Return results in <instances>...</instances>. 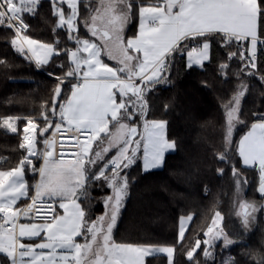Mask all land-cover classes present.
I'll list each match as a JSON object with an SVG mask.
<instances>
[{
	"label": "snow or ice",
	"instance_id": "snow-or-ice-1",
	"mask_svg": "<svg viewBox=\"0 0 264 264\" xmlns=\"http://www.w3.org/2000/svg\"><path fill=\"white\" fill-rule=\"evenodd\" d=\"M50 3L57 23L52 27L53 40L42 42L28 35L30 25L26 20V16L37 15L41 0H0V27L13 31L5 42L34 63L38 71L50 62L60 70L59 74L47 72L56 80L50 114L42 113V126L32 119L27 122L32 132L39 127L43 152L35 148L37 140L26 127L20 144L26 155L17 167L0 170V256L4 257L0 264H149L158 254L166 256L167 264H178V254L185 256L187 264H216L217 258L219 264H240L232 249L243 243L264 213V112L252 113L256 122L235 147L231 137L238 125L247 126L242 101L250 87L244 78L264 85V0ZM133 21L137 22V32L127 36L126 29ZM81 27L87 37L80 34ZM59 30L66 32L67 43L60 38ZM213 42L224 51L217 63L220 86L230 79L236 81L227 97H217L225 126L223 150L214 155L226 165L216 168L218 175L230 169L238 197L234 215L240 231L226 230L222 226L224 217L215 211L211 226L204 232L206 238H197L179 249L175 244L118 243L113 231L136 181L128 170L138 162L141 175L161 169L166 154L178 149V141L168 135L169 122L150 118V95L158 85L172 83L178 58L184 59L186 71L205 70L206 62L212 59ZM61 56L68 63H56ZM105 57L115 63L110 65ZM233 61L239 68L233 67ZM66 85H70V95H64ZM201 87L211 89L212 85L202 81ZM164 108L167 111L169 105ZM17 119L0 117V125L15 134ZM65 124L69 131L74 129L84 136L83 141L79 135L72 137L78 145L72 162L54 154L56 137ZM50 129L49 139L45 134ZM34 159H42L43 164L37 167ZM248 168L258 172L256 191L261 202L241 196L249 183L245 175ZM28 170L40 177L35 185L26 180ZM102 188L109 191L99 199L93 192ZM22 199L31 202L19 206ZM93 202L104 209L95 218L91 213ZM21 216L43 222L18 223ZM191 219L180 218L178 242L185 240ZM239 256L250 258L253 264H264V253L255 250L241 251Z\"/></svg>",
	"mask_w": 264,
	"mask_h": 264
},
{
	"label": "trees",
	"instance_id": "trees-1",
	"mask_svg": "<svg viewBox=\"0 0 264 264\" xmlns=\"http://www.w3.org/2000/svg\"><path fill=\"white\" fill-rule=\"evenodd\" d=\"M92 2L96 3L97 0ZM81 13L83 14L82 8ZM26 19L30 23L28 35L43 42L53 40L52 27L57 23V19L52 14L50 0H41L37 15L26 16ZM136 31L137 22L133 21L127 27L126 35L132 36ZM80 34L85 37L89 35L83 27ZM12 35L11 29L0 27V61H3L0 63V117L18 118L15 134L0 125V170L17 167L26 155L25 149L20 148V144L23 143L24 125L28 119L37 120L38 126L43 125L42 113L48 111L50 114L52 89L56 85V80L49 77L47 72L60 73L51 62L38 71L34 63H29L5 42ZM59 35L67 43L66 32L59 30ZM68 46L74 47L71 43H68ZM223 54V49L213 42L211 62H206L203 71L199 68L186 71L184 59L178 58L172 69V83L158 85L155 92L150 95V118L165 119L169 122L168 135L178 141V149L166 154L165 164L161 169L141 175V162H138L128 170L130 176L136 177V181L131 186L126 207L113 231V239L116 242L162 246L175 244L179 249L184 244L194 243L197 238L201 240L206 238L204 232L211 226L215 211H220L223 215V226L226 230L233 233L240 231L235 222L236 195L230 169L225 175H218L216 168L226 165L219 163L214 155L223 150L225 126V115L217 97H227L236 83L230 79L224 87L220 86L217 63ZM105 60L107 61L106 57ZM62 61L68 63L67 58L63 56L56 59V63ZM232 65L234 68L240 66L236 61H233ZM244 79L248 81L250 87L242 104L247 126L240 125L236 130L234 137L236 144L239 136L256 122V117L252 113L264 112V98L261 97L264 85L256 79L247 77ZM202 81H207L212 88L201 87ZM69 87L70 85L64 87V95H69ZM165 104L169 105L167 111L164 108ZM140 131H143L142 127ZM37 137L42 148L43 137L39 135V127ZM33 162L39 167L41 159H34ZM245 175L249 181L245 196L249 200L261 202L256 191L258 172L248 168L245 169ZM26 177L28 183L34 185L38 173L28 170ZM108 191L102 188L94 191L93 195L102 199L103 194ZM27 202V199H22L20 206ZM103 211L102 204L92 203L93 218ZM182 216H191L192 219L187 226L185 240L178 242ZM248 250L264 253V213L260 214L255 228L244 236L242 244L232 249V253L240 260V264H253L250 258L244 259L239 256L241 251ZM0 259L4 257L0 256ZM176 259L178 264H187L184 255L178 254ZM149 264H167L166 256L158 254L149 260ZM216 264H219V258Z\"/></svg>",
	"mask_w": 264,
	"mask_h": 264
},
{
	"label": "built area",
	"instance_id": "built-area-1",
	"mask_svg": "<svg viewBox=\"0 0 264 264\" xmlns=\"http://www.w3.org/2000/svg\"><path fill=\"white\" fill-rule=\"evenodd\" d=\"M27 20V19H26ZM27 22L29 23V21L27 20ZM30 25V23H29ZM58 119V117H57ZM26 127H30L29 125L25 126ZM52 129L50 130V132L48 133L47 137L50 139L51 138V133H52ZM36 132V133H35ZM34 132V136L37 140V143L35 144V148L37 150H39L40 152H43L45 145L43 143V147L40 148L39 144H38V137H37V129ZM80 136L81 141H83L84 136L80 133H76L75 130L73 129L72 131L68 130V126L65 124L62 129L61 132L57 135L56 137V146L54 149V154L58 157V158H62L64 161H73L76 155V152L78 151V145L76 144L75 139H73L72 137L74 136ZM42 161V159H41ZM47 199V198H44ZM31 201H28L27 203H30ZM54 207H57L58 210V205H54ZM41 215H43V213H41ZM22 218H24L23 216H21ZM35 220V219H33ZM37 221V220H35Z\"/></svg>",
	"mask_w": 264,
	"mask_h": 264
},
{
	"label": "crops",
	"instance_id": "crops-1",
	"mask_svg": "<svg viewBox=\"0 0 264 264\" xmlns=\"http://www.w3.org/2000/svg\"><path fill=\"white\" fill-rule=\"evenodd\" d=\"M66 7V6H65ZM137 32V31H136ZM30 36V35H29ZM31 38H33L34 39V37H32V36H30ZM211 54V53H210ZM83 55H86V54H83ZM107 63H109L110 65H112V64H114V62L112 61V62H108V61H106ZM69 95H70V93H69ZM34 121V123L38 126V124H37V122L35 121V120H33ZM250 130V128H248V130L243 134V135H245L248 131ZM29 132L31 133V127H29ZM29 133V134H30ZM36 133V132H35ZM242 137V136H241ZM240 137V138H241ZM240 138L237 140V144H238V142H239V140H240ZM66 162H72V161H66ZM43 164V160L41 161V164H40V166ZM26 180H27V177H26ZM39 180H40V177H39V175H38V177H37V180H36V183H38L39 182ZM27 182H28V180H27ZM35 183V184H36ZM34 184V185H35ZM22 201V200H21ZM28 201H30V200H28ZM18 205L20 206V202H18ZM14 207H16V206H14ZM58 211L60 212V214H63V210L62 209H59L58 208ZM0 215H2V214H0ZM30 222H43V221H35V220H29V219H27V218H20L19 219V221H18V223H30ZM188 224H189V221L187 222V226H188ZM45 234L44 233H42L41 234V236L43 237ZM36 239V242H40V238H35ZM77 240L78 241H80V242H83V238L82 237H77ZM22 242H30V241H22ZM37 251H41V250H39V249H37ZM44 252H47L48 250H43ZM59 251V250H58ZM25 259H28V258H25Z\"/></svg>",
	"mask_w": 264,
	"mask_h": 264
},
{
	"label": "rangeland",
	"instance_id": "rangeland-1",
	"mask_svg": "<svg viewBox=\"0 0 264 264\" xmlns=\"http://www.w3.org/2000/svg\"><path fill=\"white\" fill-rule=\"evenodd\" d=\"M34 39H36V38H34ZM41 41V40H40ZM43 42V41H42ZM114 62V61H113ZM115 63V62H114ZM242 104H243V101H242ZM32 120H34V119H32ZM36 122H37V124H39V122L37 121V120H35ZM28 125V123L26 124V125H24V129H25V126H27ZM15 126H17V123H16V125ZM240 125H238L237 127H236V129L233 131V133H232V137H231V139H232V142H233V147H235V145H236V141H234V137H235V132H236V130L238 129V127H239ZM248 128H250V127H248ZM248 128L239 136V138L241 137V136H243V134L248 130ZM31 131H32V129H31ZM30 133V132H29ZM238 138V139H239ZM114 154V153H113ZM246 187H247V185H245L244 186V191L241 193V196L243 197V198H245V199H247V197L245 196V193H246ZM46 198V197H45ZM237 199H238V197L236 196L235 197V201H237ZM249 200V199H248ZM235 210H237L236 209V207H235ZM223 216V215H222ZM235 219H236V223L238 224V226L240 227V225H239V221H238V219L236 218V216H235ZM222 226H223V222H222ZM255 226H256V224H254L253 225V229L255 228Z\"/></svg>",
	"mask_w": 264,
	"mask_h": 264
},
{
	"label": "bare ground",
	"instance_id": "bare-ground-1",
	"mask_svg": "<svg viewBox=\"0 0 264 264\" xmlns=\"http://www.w3.org/2000/svg\"><path fill=\"white\" fill-rule=\"evenodd\" d=\"M30 135H34V132L31 131Z\"/></svg>",
	"mask_w": 264,
	"mask_h": 264
}]
</instances>
